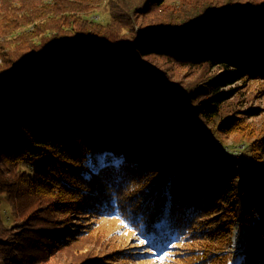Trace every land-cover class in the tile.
I'll list each match as a JSON object with an SVG mask.
<instances>
[{"label": "trees", "instance_id": "1", "mask_svg": "<svg viewBox=\"0 0 264 264\" xmlns=\"http://www.w3.org/2000/svg\"><path fill=\"white\" fill-rule=\"evenodd\" d=\"M0 56V264H264V136L235 169L211 124L223 84H264V0H0ZM111 217L149 242L90 240Z\"/></svg>", "mask_w": 264, "mask_h": 264}, {"label": "rangeland", "instance_id": "2", "mask_svg": "<svg viewBox=\"0 0 264 264\" xmlns=\"http://www.w3.org/2000/svg\"><path fill=\"white\" fill-rule=\"evenodd\" d=\"M199 1L201 0H166V4L168 6H172L174 4L180 5L185 2L187 7H190ZM106 6L107 4L103 2V4L95 10V14L92 15V17L98 21H102V19H104V21H102L104 24L110 20L107 14L108 11ZM159 62L167 66L168 73H166V77L168 79L180 80L181 85L187 86L192 90L205 86L208 81L224 73V69L220 67L208 65L186 66L176 62H171L165 58H160ZM262 86H264L262 82L252 81L249 78L245 80H237L232 84H223L221 86V89L227 91V98L224 100L222 106L220 126L214 125L219 118L215 119L214 122L211 123L215 128V136L212 139V142L230 159L232 158L236 160L237 164H234L235 169L241 168L242 165L244 166V164H246V160L249 155L246 147L249 145V140L256 139L259 136H264V96L263 93H261L264 91H262ZM225 115L232 116L235 123L229 131L223 130L225 127L223 126L222 120ZM45 160V158H40L37 162H43ZM107 160L109 161V158H107ZM43 164L44 163H41L39 166H42ZM242 171L247 172L249 169L248 167H245ZM0 207L4 210V203L1 204ZM92 235L93 236L90 240H93L96 235L99 241L104 238L111 241L115 240L116 246L120 247H131L139 244L136 243L137 238L133 236L131 231L121 228L119 219L115 217L101 219L97 229H93ZM235 235L237 237L239 236V230L236 231ZM90 245H92L91 241H89L85 247L88 248ZM197 245V243H193L192 246ZM79 246L81 248V245ZM142 248L143 247H135L132 251L139 252L141 251L139 249ZM75 251L76 247H70L63 251L61 253L63 255L61 261L63 262L69 260L65 257L67 256V252H70L68 255L69 258H73L74 255V258H76L80 251ZM152 260L149 259V261H144L143 264H152V262H154Z\"/></svg>", "mask_w": 264, "mask_h": 264}, {"label": "snow or ice", "instance_id": "3", "mask_svg": "<svg viewBox=\"0 0 264 264\" xmlns=\"http://www.w3.org/2000/svg\"><path fill=\"white\" fill-rule=\"evenodd\" d=\"M113 163L114 164H116L117 163V161H113ZM89 164H91V161H89ZM101 167H102V165H101ZM122 224L124 223V221L123 220H121L120 221ZM130 231H131V229H129ZM133 236H136L137 235V233L136 232H134L133 231ZM149 241L148 240H146V239H140L139 240V244L140 245H144V244H146V243H148ZM149 251H151V249H149ZM166 256H167V253H165L164 255H159V256H157V260H164L165 258H166Z\"/></svg>", "mask_w": 264, "mask_h": 264}, {"label": "bare ground", "instance_id": "4", "mask_svg": "<svg viewBox=\"0 0 264 264\" xmlns=\"http://www.w3.org/2000/svg\"><path fill=\"white\" fill-rule=\"evenodd\" d=\"M2 61V58H1V56H0V62Z\"/></svg>", "mask_w": 264, "mask_h": 264}]
</instances>
